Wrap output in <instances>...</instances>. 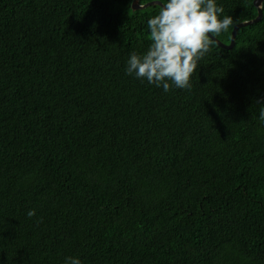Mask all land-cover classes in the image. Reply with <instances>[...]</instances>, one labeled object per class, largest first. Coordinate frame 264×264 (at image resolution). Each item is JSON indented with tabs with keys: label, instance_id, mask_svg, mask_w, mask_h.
Segmentation results:
<instances>
[{
	"label": "trees",
	"instance_id": "trees-1",
	"mask_svg": "<svg viewBox=\"0 0 264 264\" xmlns=\"http://www.w3.org/2000/svg\"><path fill=\"white\" fill-rule=\"evenodd\" d=\"M132 2L0 0V264H264V2L169 92Z\"/></svg>",
	"mask_w": 264,
	"mask_h": 264
},
{
	"label": "clouds",
	"instance_id": "clouds-1",
	"mask_svg": "<svg viewBox=\"0 0 264 264\" xmlns=\"http://www.w3.org/2000/svg\"><path fill=\"white\" fill-rule=\"evenodd\" d=\"M223 12L216 0H166L158 14L147 22L150 46L143 54H130L126 74L146 80L164 92L173 87L190 90V78L216 43L213 37L227 33L234 26L233 17L222 16ZM256 104L264 105V101L257 100ZM259 118L264 121V107ZM35 215V209L27 212L29 218ZM65 264H82V261L69 256Z\"/></svg>",
	"mask_w": 264,
	"mask_h": 264
},
{
	"label": "water",
	"instance_id": "water-1",
	"mask_svg": "<svg viewBox=\"0 0 264 264\" xmlns=\"http://www.w3.org/2000/svg\"><path fill=\"white\" fill-rule=\"evenodd\" d=\"M263 2H264V0H254L255 6L258 8V15L255 18H253V19L237 23L234 26V28H233L232 35H231V41H230L229 44L224 43L218 37H216V38L213 37V39H216V43L218 45H220L221 47H224V48H227V49L233 48L234 45H235V42H236V36H237V33H238L239 29L241 27H244V26H247V25H250V24H253V23H257L263 18V8H262ZM154 4H158V5H160L162 7L164 3L161 2L160 0H153V1L147 2L145 4H141L140 0H133L132 7L134 9H141V8H145V7L149 6V5H154Z\"/></svg>",
	"mask_w": 264,
	"mask_h": 264
}]
</instances>
